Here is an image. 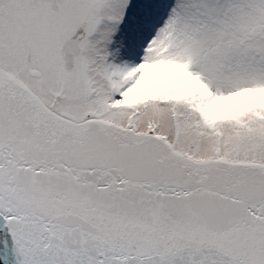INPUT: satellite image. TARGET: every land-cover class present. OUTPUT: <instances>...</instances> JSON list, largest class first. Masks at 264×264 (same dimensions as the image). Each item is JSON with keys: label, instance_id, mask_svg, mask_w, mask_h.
Instances as JSON below:
<instances>
[{"label": "snow or ice", "instance_id": "obj_1", "mask_svg": "<svg viewBox=\"0 0 264 264\" xmlns=\"http://www.w3.org/2000/svg\"><path fill=\"white\" fill-rule=\"evenodd\" d=\"M0 264H264V0H0Z\"/></svg>", "mask_w": 264, "mask_h": 264}]
</instances>
